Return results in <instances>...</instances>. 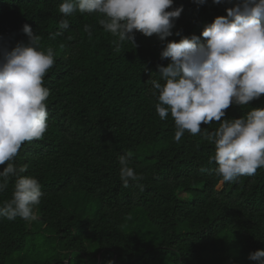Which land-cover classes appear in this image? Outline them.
I'll list each match as a JSON object with an SVG mask.
<instances>
[{
  "label": "trees",
  "instance_id": "1",
  "mask_svg": "<svg viewBox=\"0 0 264 264\" xmlns=\"http://www.w3.org/2000/svg\"><path fill=\"white\" fill-rule=\"evenodd\" d=\"M62 2L0 0V46L27 42L28 24L55 58L44 77L47 130L13 161L28 165L24 175L39 181L43 196L35 219L0 218V264H256L248 255L264 249V168L222 182L206 135L218 123L174 142V120L159 118L150 82L169 63L160 56L168 41L200 36L231 5L174 0L183 11L171 35L137 31L132 44L106 32L96 13H60ZM62 19L68 29H59ZM262 106L264 95L231 105L222 119ZM121 155L143 177V191L137 182L123 187ZM13 186L10 178L0 204Z\"/></svg>",
  "mask_w": 264,
  "mask_h": 264
},
{
  "label": "clouds",
  "instance_id": "2",
  "mask_svg": "<svg viewBox=\"0 0 264 264\" xmlns=\"http://www.w3.org/2000/svg\"><path fill=\"white\" fill-rule=\"evenodd\" d=\"M203 5L207 0H193ZM174 0H63L60 13H96L102 28L134 44V33L156 34L161 40L171 35L183 5L173 7ZM227 3L225 15L205 23L200 36L195 33L168 41L160 52L167 66L158 65L159 79H152L155 110L161 120L170 114L175 124L174 142L179 143L187 131L201 133V125L213 122L219 127L207 135L215 146L210 162L217 164L222 182L241 176H253L264 168V106L248 108L244 115L222 119L225 110L235 104L242 108L264 95V0H212ZM59 29L69 28L68 19L59 21ZM21 31L27 42L13 47L0 46V193L10 178L14 186L9 199L0 204V218L35 219L34 206L41 203L39 181L29 175L28 165L13 161L25 142L40 140L47 130L46 100L50 95L44 77L54 65L51 47L41 46V37L28 24ZM84 31L91 36L89 25ZM60 31L52 34L55 39ZM203 37V41H201ZM123 187L137 182L126 155L119 157ZM250 261L264 264V249L250 252Z\"/></svg>",
  "mask_w": 264,
  "mask_h": 264
},
{
  "label": "rangeland",
  "instance_id": "3",
  "mask_svg": "<svg viewBox=\"0 0 264 264\" xmlns=\"http://www.w3.org/2000/svg\"><path fill=\"white\" fill-rule=\"evenodd\" d=\"M181 196L183 197V195L181 194Z\"/></svg>",
  "mask_w": 264,
  "mask_h": 264
}]
</instances>
